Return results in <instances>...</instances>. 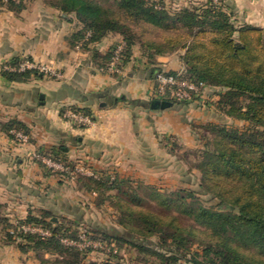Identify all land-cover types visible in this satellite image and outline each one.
<instances>
[{
    "label": "trees",
    "instance_id": "16d2710c",
    "mask_svg": "<svg viewBox=\"0 0 264 264\" xmlns=\"http://www.w3.org/2000/svg\"><path fill=\"white\" fill-rule=\"evenodd\" d=\"M223 1L208 0L201 8L170 11L151 0H48L62 11L74 13L80 21L81 28L73 36L76 46L82 42V48H90L110 33L124 38L127 43L122 59L124 66L137 43L143 46L152 63H156L157 55L181 49L186 65L182 75L205 82L208 90L213 85L225 88L220 101L226 112L253 125L243 130L212 126L215 135L208 137L199 168L204 179L210 181L207 188L220 199L217 205L207 206L195 197L187 200L181 193L161 198V204L177 208L193 218L199 227H184L175 216L163 219L142 213L129 215L130 219H136L141 236L131 230L120 234L103 232L104 236L126 242L143 253L157 255L164 264H264V27L251 23L235 26ZM0 4L18 11L24 7V0H0ZM88 31L91 33L86 38ZM112 55L111 47L102 53L94 49L97 69L106 67ZM21 59L16 56L7 62L17 64ZM163 70L155 65L154 79ZM2 72L8 79L17 81L41 74L35 69L19 71L4 66ZM242 98L247 99L246 103ZM153 100L172 104L153 107ZM153 100L150 108L155 110L183 102L155 97ZM73 109L92 115L87 107ZM15 128L29 134L23 124H11L8 131L14 138L11 130ZM103 176L78 175L75 180L81 189L89 192L102 191V187L121 188L116 177L106 181ZM224 205L229 209L221 210ZM1 207L0 203V210ZM52 217L50 211H43L41 215L20 219L51 229L52 234L47 237L19 232L20 241L14 239L8 229L11 224L1 212L0 226L6 232L7 241L16 243L22 251L32 250L42 260L49 254L54 264H84L94 247L81 249L65 244L62 237L76 239L78 231L68 235ZM87 233L91 238L103 240L88 230ZM153 234L159 238L158 242L150 239ZM194 241L202 244V253L189 250ZM158 246L165 252L159 251ZM100 264L116 263L107 260Z\"/></svg>",
    "mask_w": 264,
    "mask_h": 264
},
{
    "label": "crops",
    "instance_id": "0c3cea01",
    "mask_svg": "<svg viewBox=\"0 0 264 264\" xmlns=\"http://www.w3.org/2000/svg\"><path fill=\"white\" fill-rule=\"evenodd\" d=\"M151 1L179 11L204 7L208 0ZM224 1L243 13L248 23L259 24L264 17V0ZM80 28L74 13L62 11L48 0H24L18 11L0 4V203L2 215L9 221L39 215V210L53 213L45 199L49 191L57 189L54 184L61 182L32 161L29 151L55 146L65 158H105L107 145L123 135V129L114 125L131 107L142 112L155 110L147 107L154 98L153 67L160 64L174 70L178 66L174 58L181 49L157 55L152 63L133 48L123 73H103L93 64V51H106L111 41L121 36L110 33L90 48H78L73 36ZM22 55L51 65L63 77L42 73L22 81L5 77L2 65ZM71 107L89 108L95 123L87 127L73 124L60 113ZM15 123L28 129V143L16 141L9 133V125ZM43 259L32 250L22 251L17 244L0 239V264H54L49 254Z\"/></svg>",
    "mask_w": 264,
    "mask_h": 264
},
{
    "label": "rangeland",
    "instance_id": "374dc122",
    "mask_svg": "<svg viewBox=\"0 0 264 264\" xmlns=\"http://www.w3.org/2000/svg\"><path fill=\"white\" fill-rule=\"evenodd\" d=\"M223 2L224 9L231 14L235 26L248 23L246 17H242L243 13L236 12L234 7ZM261 20V23L255 25L264 27V17ZM136 48L147 61L149 57L144 53L143 46L137 43L134 45V52L137 51ZM182 52L174 58V62H178L174 71L183 74L186 72V65L181 57ZM95 62L94 60L93 64ZM162 68L170 71L165 67ZM57 72L59 76L49 72L40 73L62 78L63 73L60 70ZM224 91L225 88L222 86L213 85L204 96L191 102H174L173 106L159 108L153 112L150 110L142 112L139 107H131L129 113L114 125L115 128L123 129V135L119 141L107 145L106 157L102 159L88 160L87 157L75 155L65 158L58 147L36 148L72 164L77 161L85 162L98 175H104L106 181H112L116 177L121 188L102 187V191L89 192L81 189L77 180L51 171L29 156L32 161L41 165L47 174L61 182L54 184L53 187L57 189L49 191V198L45 199L46 205L53 209L52 219L58 221V226L68 235H74L78 231L79 237L83 231L88 230L91 235L103 239L101 246L87 254L84 264H100L107 260L116 264H164L157 255L143 253L126 242L104 236L103 232L120 234L131 230L141 236L140 226L136 219H130L129 215L142 213L163 219L175 216L177 222L184 227L191 225L199 227L193 218L177 208H168L161 204V198H172L177 193L187 196V200L195 197L207 206H215L220 202L219 197L207 188L210 181L204 179L203 172L199 168L208 137L215 135L212 126L233 127L240 130L253 127L249 121L238 119L226 112L220 101ZM242 101L246 103L247 99L242 98ZM71 109L74 110L72 107ZM60 113L66 118L64 111L61 110ZM90 116L92 122L85 127L95 123L93 115ZM96 148L99 149V145ZM220 209L228 210L229 206L224 205ZM2 211L1 209L0 212L3 213ZM38 212L43 214V211ZM17 221H21L20 218L9 221L11 227L8 229L11 233L16 229ZM47 221H50L49 217ZM19 232H14L13 238L20 241L19 236L17 237ZM0 239L7 241L2 225ZM150 239L154 242L159 241L155 234L151 235ZM170 240L171 238L168 241ZM201 245L198 241L191 242L189 250L202 253ZM157 249L165 252L164 248L159 246ZM186 254L190 256L188 250Z\"/></svg>",
    "mask_w": 264,
    "mask_h": 264
},
{
    "label": "built area",
    "instance_id": "2783aa9c",
    "mask_svg": "<svg viewBox=\"0 0 264 264\" xmlns=\"http://www.w3.org/2000/svg\"><path fill=\"white\" fill-rule=\"evenodd\" d=\"M219 1V0H215ZM90 31L87 32L86 38L90 36ZM126 41L122 37L114 38L109 47L113 49V55L110 63L106 67L98 68L99 71L108 74H121L124 71L125 66L122 63L123 52L126 48ZM78 48H82V42L77 45ZM4 67L10 70L24 71L26 69H35L39 72L52 73L59 76L57 70L53 69L51 65L39 62L30 57H22L17 64L4 63ZM208 85L203 81H195L186 78L182 73H170L167 70L158 72L155 75V85L153 94L155 98L177 100L183 102H191L199 97L204 96L208 90ZM66 118L77 125H89L92 122L90 115L83 114L81 112L74 111L69 108H63ZM15 138L20 143H28L30 141V135L23 130L12 129ZM29 156L34 160L39 161L44 167L57 173H63L71 179H76L78 175H95L98 174L85 162L77 161L76 163H67L64 160L57 159L47 151L42 149H34L29 151ZM16 229L12 232H27L33 233L41 237H47L52 234L51 229L46 228L42 225L26 222L17 221L15 223ZM62 241L67 245L77 246L81 249L94 247L97 248L102 245L101 240L91 238L87 231H83L78 238L62 237Z\"/></svg>",
    "mask_w": 264,
    "mask_h": 264
},
{
    "label": "water",
    "instance_id": "95a60500",
    "mask_svg": "<svg viewBox=\"0 0 264 264\" xmlns=\"http://www.w3.org/2000/svg\"><path fill=\"white\" fill-rule=\"evenodd\" d=\"M43 96V95H42ZM172 103L169 101H160V100H153L152 101V106L153 107H159L160 105H162V107H165L167 105H171Z\"/></svg>",
    "mask_w": 264,
    "mask_h": 264
}]
</instances>
